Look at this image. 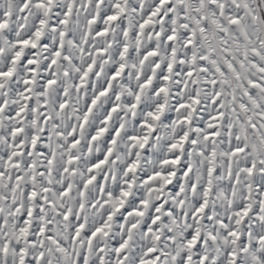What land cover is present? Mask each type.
Instances as JSON below:
<instances>
[{
    "label": "snow or ice",
    "instance_id": "6c2138e0",
    "mask_svg": "<svg viewBox=\"0 0 264 264\" xmlns=\"http://www.w3.org/2000/svg\"><path fill=\"white\" fill-rule=\"evenodd\" d=\"M0 264H264V0H0Z\"/></svg>",
    "mask_w": 264,
    "mask_h": 264
}]
</instances>
